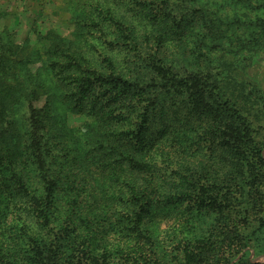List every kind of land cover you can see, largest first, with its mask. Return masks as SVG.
I'll use <instances>...</instances> for the list:
<instances>
[{"label": "trees", "instance_id": "trees-1", "mask_svg": "<svg viewBox=\"0 0 264 264\" xmlns=\"http://www.w3.org/2000/svg\"><path fill=\"white\" fill-rule=\"evenodd\" d=\"M74 4L77 39L0 34V264L251 263L233 259L264 252V141L229 82L189 70L199 6ZM219 68L231 69L224 56ZM59 104L97 123V137L78 138Z\"/></svg>", "mask_w": 264, "mask_h": 264}, {"label": "rangeland", "instance_id": "rangeland-1", "mask_svg": "<svg viewBox=\"0 0 264 264\" xmlns=\"http://www.w3.org/2000/svg\"><path fill=\"white\" fill-rule=\"evenodd\" d=\"M75 1L0 0V34H9L10 40L23 42L29 39L36 40L38 33L53 30L60 38L77 39L81 35L80 24L72 20L70 12V7L71 9L75 7ZM192 1L199 6L201 9L199 13L202 15L200 19L193 18V22H206V26L197 32L190 28L185 37L189 70L199 69L198 72L204 73V77L218 73L219 80L224 83L229 82L228 90L225 91L232 94L241 106V113L248 121L246 127L251 129L253 139L256 142L264 141V0ZM186 16H189V13ZM189 25L188 22L187 27ZM218 56H224L229 62L231 69L228 73L220 68L211 69L213 58ZM59 106L66 125L77 134L78 138L97 137V123H93L81 114L71 112L66 106L61 104ZM226 115L228 110L222 113L220 108L211 115V118L214 120ZM195 123L192 122L190 125L194 126ZM200 124L205 125V122ZM200 124L196 123V125ZM213 158L218 160V157ZM227 160L235 165L233 160L229 158ZM204 163V165L210 164L208 156L205 157ZM257 166L259 164L251 159V173ZM233 172L234 170L231 169L229 175ZM257 174L262 184V192L257 195H262L260 214L264 215V171ZM250 181L252 183L251 179ZM223 205L228 206L227 203ZM235 208L239 209L238 206ZM175 217L176 214L166 220L173 223ZM209 235L207 234L206 237ZM210 237L212 238L211 235ZM257 253L254 257V252L250 256L243 251L238 252L233 262L239 260L245 262L248 259L251 263L255 262L254 264H264V252L257 250ZM227 260L223 258V253L214 257L216 264H223Z\"/></svg>", "mask_w": 264, "mask_h": 264}]
</instances>
